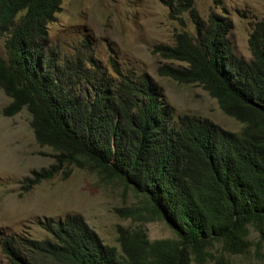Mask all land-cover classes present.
<instances>
[{
    "label": "trees",
    "instance_id": "16d2710c",
    "mask_svg": "<svg viewBox=\"0 0 264 264\" xmlns=\"http://www.w3.org/2000/svg\"><path fill=\"white\" fill-rule=\"evenodd\" d=\"M170 17L187 12L196 34L183 30L174 44L153 54L161 76L201 86L222 111L243 125L239 133L172 107L147 75H122L118 85L101 78L83 100L69 89L46 55L48 26L63 0H0V90L11 99L5 117L26 108L40 147L54 151V163L26 178L29 191L65 167L120 182L144 201L143 209H117L141 223L119 227V248L106 245L81 215L39 222L44 240L7 239L9 264H207L214 250L245 255L250 229L264 239V22L249 39L252 59L239 57L229 33L232 22L219 13L204 19L193 0H166ZM163 221L174 238L151 241L144 224Z\"/></svg>",
    "mask_w": 264,
    "mask_h": 264
},
{
    "label": "rangeland",
    "instance_id": "374dc122",
    "mask_svg": "<svg viewBox=\"0 0 264 264\" xmlns=\"http://www.w3.org/2000/svg\"><path fill=\"white\" fill-rule=\"evenodd\" d=\"M166 0H63L56 20L48 26L46 55L69 89L83 100L93 94L96 79L118 85L122 75L134 79L147 74L162 90L163 100L180 116L209 119L222 128L239 133L243 125L226 115L218 102L198 85L180 84L161 76V65L177 62L153 54L158 45H172L183 30L195 35L187 12L185 20L170 17ZM206 19L211 13L227 17L233 24L229 33L234 52L250 61L249 39L256 24L264 22V0H193ZM0 55L6 57L5 39ZM93 80V78H95ZM11 99L0 90V264H9L2 244L7 239L44 240L50 235L39 222L59 221L67 215H81L106 245L119 248V227L136 229L141 223L124 219L117 209H143L144 201L120 182L105 183L101 177L76 166L65 167L51 180L25 190L26 178L54 163V151L40 147L31 127L32 117L24 108L14 117H5ZM151 241L174 238L161 220L144 224ZM250 248L245 255L230 256L216 247L222 264H264V239L250 229ZM207 264H217L213 259Z\"/></svg>",
    "mask_w": 264,
    "mask_h": 264
}]
</instances>
